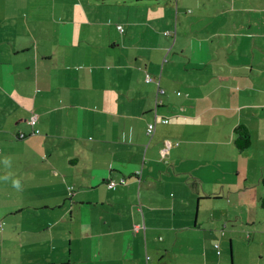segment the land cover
Masks as SVG:
<instances>
[{"label": "crops", "instance_id": "1", "mask_svg": "<svg viewBox=\"0 0 264 264\" xmlns=\"http://www.w3.org/2000/svg\"><path fill=\"white\" fill-rule=\"evenodd\" d=\"M175 1L0 0V264H264V0Z\"/></svg>", "mask_w": 264, "mask_h": 264}, {"label": "rangeland", "instance_id": "2", "mask_svg": "<svg viewBox=\"0 0 264 264\" xmlns=\"http://www.w3.org/2000/svg\"><path fill=\"white\" fill-rule=\"evenodd\" d=\"M111 1V4L110 6L112 8L111 11H117L120 13H123L124 16H135V12L136 10L138 9V6L139 9L138 10H142L144 9L145 7H148L151 3L153 4V2H155V0H109ZM161 1V0H160ZM174 4H175V0H173ZM151 6V5H150ZM47 9V8H46ZM151 9V8H149ZM147 9V11L149 10ZM147 11L144 15H142L141 17H139L137 20H141V21H145V17H146V14H147ZM174 15V13H173ZM40 16L43 17V19H46L48 17H50V15L48 14V11H46L44 14H40ZM43 24H50L49 21L45 20V21H42ZM175 24V18H174V21L172 22H162L158 27H154V30L157 32V34H155V36H152L153 38V43L154 45L156 46H164L165 47V53L162 55V61H163V57L168 54L167 50L169 49L170 47V43L168 42V39L165 38L164 34L168 31V32H175L174 31V25ZM121 27L123 28V32L125 33L126 32V29L124 27V25L122 24ZM118 28V26H117ZM119 31V30H118ZM141 31L140 28L137 29V33H139ZM120 32V31H119ZM123 32H120V33H123ZM177 46V43H175L174 45V48H173V53L172 55L170 56L171 57V62L167 65V68L170 67V64L172 63V57H177V60H176V63L177 65L181 62V58H178L180 56V53L178 55L177 50L175 49ZM170 57H169V60H170ZM263 225H264V222H263ZM247 243V242H246ZM220 244H223V246L221 245V253H222V257L225 258V257H228L229 260H230V248L228 246V243L225 242V243H221ZM248 252L250 253V255L252 256V259L254 260V257H256V259L258 258V254H259V249L257 247H253L252 250H248ZM237 253V252H236ZM235 254V253H234Z\"/></svg>", "mask_w": 264, "mask_h": 264}, {"label": "built area", "instance_id": "3", "mask_svg": "<svg viewBox=\"0 0 264 264\" xmlns=\"http://www.w3.org/2000/svg\"><path fill=\"white\" fill-rule=\"evenodd\" d=\"M118 30L120 32H123V28L121 26H118ZM165 36L166 37H171L173 36L171 34V32H166L165 33ZM176 36V35H175ZM151 77L150 76H147V82L148 81H151ZM162 91V90H161ZM162 94H164V91H162ZM159 102L156 101V104H158ZM163 123H168V120H163ZM29 124L33 127H36V124H37V116L36 115H33L31 120L29 121ZM156 128V125L155 124H150L149 125V129L147 130L148 131V135H152L153 131L155 130ZM36 133H39V130H36ZM0 153H1V150H0ZM126 183V179L122 178L120 179L119 181H115L114 179H109L108 182H107V186L109 188H116L118 185H124ZM139 229V227H137L135 230L137 231ZM220 253V252H219ZM218 253V254H219Z\"/></svg>", "mask_w": 264, "mask_h": 264}, {"label": "trees", "instance_id": "4", "mask_svg": "<svg viewBox=\"0 0 264 264\" xmlns=\"http://www.w3.org/2000/svg\"><path fill=\"white\" fill-rule=\"evenodd\" d=\"M250 132L248 131V129L244 126L239 127L236 130V141H235V146L237 147V149L239 151H244L247 148L251 147V137H250ZM262 184L264 186V179H262ZM261 205L263 207L264 210V194L261 198Z\"/></svg>", "mask_w": 264, "mask_h": 264}, {"label": "clouds", "instance_id": "5", "mask_svg": "<svg viewBox=\"0 0 264 264\" xmlns=\"http://www.w3.org/2000/svg\"><path fill=\"white\" fill-rule=\"evenodd\" d=\"M14 184H15V186L19 187V182L18 181L14 182Z\"/></svg>", "mask_w": 264, "mask_h": 264}]
</instances>
